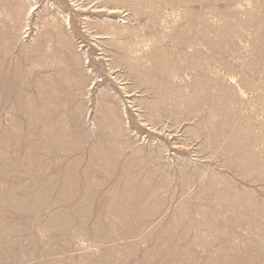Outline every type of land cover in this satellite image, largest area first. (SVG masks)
Listing matches in <instances>:
<instances>
[{
	"label": "rangeland",
	"instance_id": "1",
	"mask_svg": "<svg viewBox=\"0 0 264 264\" xmlns=\"http://www.w3.org/2000/svg\"><path fill=\"white\" fill-rule=\"evenodd\" d=\"M0 264H264V0H0Z\"/></svg>",
	"mask_w": 264,
	"mask_h": 264
},
{
	"label": "bare ground",
	"instance_id": "2",
	"mask_svg": "<svg viewBox=\"0 0 264 264\" xmlns=\"http://www.w3.org/2000/svg\"><path fill=\"white\" fill-rule=\"evenodd\" d=\"M114 11H115V9H114ZM115 35V34H114Z\"/></svg>",
	"mask_w": 264,
	"mask_h": 264
}]
</instances>
